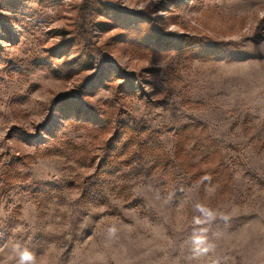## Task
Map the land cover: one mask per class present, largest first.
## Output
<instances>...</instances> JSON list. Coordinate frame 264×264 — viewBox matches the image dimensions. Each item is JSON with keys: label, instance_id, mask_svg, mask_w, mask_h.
<instances>
[{"label": "rangeland", "instance_id": "1", "mask_svg": "<svg viewBox=\"0 0 264 264\" xmlns=\"http://www.w3.org/2000/svg\"><path fill=\"white\" fill-rule=\"evenodd\" d=\"M0 264H264V0H0Z\"/></svg>", "mask_w": 264, "mask_h": 264}, {"label": "trees", "instance_id": "2", "mask_svg": "<svg viewBox=\"0 0 264 264\" xmlns=\"http://www.w3.org/2000/svg\"><path fill=\"white\" fill-rule=\"evenodd\" d=\"M161 43L164 44H169L171 42L176 43V44H183L185 43L186 45L188 42H182L181 37H175L170 41H167L165 38L160 39ZM192 47H194L196 50L194 51V55H199V54H206L208 56H212L214 54L220 53V50L217 47H210V46H203L199 44H188ZM196 46V47H195ZM190 47L191 49H193ZM200 125L198 124H191L187 125L183 128V130L180 132L178 136V144H177V149L175 153L174 159L171 158V156L167 153L165 155L162 153L159 156L158 162H160L164 167H167V174L175 176V173L178 169L183 170L186 173H189L193 171L194 176H193V183L198 184L199 180L203 178V176H206L207 173L211 175V178H215L216 176V170L214 172V169L217 167L219 163L223 161L221 151L216 148L215 143H209V144H201L197 145L195 149H193V152L195 154V157L200 158V161L198 164H187L188 160V152H187V132L191 131L195 128H198ZM126 135L128 136V142L126 144H123L120 149H126L129 148L132 145H141L140 143V129H129L126 131ZM118 141V139H115L113 142L115 143ZM113 143V144H114ZM114 146V145H113ZM112 146V144L108 143L107 147L105 148V157H104V162L106 163L107 166L111 165L112 156L115 152V148ZM142 146V145H141ZM156 147V146H155ZM119 149V150H120ZM157 153H161V150L156 147ZM205 168V169H204ZM190 170V171H189ZM192 173V174H193ZM173 186H177L173 182ZM6 187H2L3 193H5Z\"/></svg>", "mask_w": 264, "mask_h": 264}, {"label": "clouds", "instance_id": "3", "mask_svg": "<svg viewBox=\"0 0 264 264\" xmlns=\"http://www.w3.org/2000/svg\"><path fill=\"white\" fill-rule=\"evenodd\" d=\"M31 257H30V254L29 253H24L23 255H22V257H21V260L23 261V260H27V259H30Z\"/></svg>", "mask_w": 264, "mask_h": 264}]
</instances>
